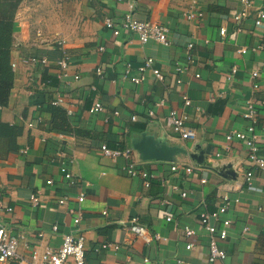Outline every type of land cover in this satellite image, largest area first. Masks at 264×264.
Instances as JSON below:
<instances>
[{"label": "crops", "instance_id": "crops-1", "mask_svg": "<svg viewBox=\"0 0 264 264\" xmlns=\"http://www.w3.org/2000/svg\"><path fill=\"white\" fill-rule=\"evenodd\" d=\"M129 1L137 20L168 28V44L140 41L121 27L128 0H20L15 10L16 68L0 122L21 132L14 149L0 141V222L19 238L22 262L0 264L29 263L34 250L58 249L64 234L84 235L86 264H264V168L248 160L241 141L225 137L232 130L249 134L253 126L264 158V21L260 27L253 22L264 0H249L238 32L233 15L241 0ZM188 12L195 17L188 19ZM242 46L245 53L238 51ZM147 58L161 80L148 70L138 83L121 79L126 64L138 75ZM57 97L61 101L52 104ZM95 102L101 109L90 111ZM248 103L254 122L244 116ZM171 110L186 117L193 138L174 132ZM142 134L180 149L165 160L145 159L134 147ZM102 145L130 148V159L113 162ZM128 160L154 175L149 186L121 169ZM80 192L84 199L78 202ZM222 194L230 203L213 223L220 227L229 220L226 237L215 238L225 257L210 262V236L199 214L217 210ZM31 195L39 197L38 205L31 204ZM134 217L159 238H136L125 228ZM185 226L194 233L186 236ZM188 242L193 249L185 248Z\"/></svg>", "mask_w": 264, "mask_h": 264}, {"label": "built area", "instance_id": "built-area-1", "mask_svg": "<svg viewBox=\"0 0 264 264\" xmlns=\"http://www.w3.org/2000/svg\"><path fill=\"white\" fill-rule=\"evenodd\" d=\"M123 1V0H117ZM242 7L233 15V20L235 23V31H241L243 29V23L248 16V6L250 4L249 0H241ZM128 8L129 11L124 15L123 22L121 27L135 32L140 41H145L148 38H154L155 40L163 43L168 44V28L155 20H147V21H140L134 17L132 12L133 10V3L128 0ZM196 16H200V13H197ZM186 17L188 19L194 18V12H188ZM264 21V10H258L253 17V22L255 26L260 27ZM105 25L108 27H113L112 22L109 19L105 20ZM113 32L116 34L118 30L114 29ZM219 33L221 36H224L226 31L223 27L219 29ZM191 44L188 45V49H190ZM247 48L242 46L238 49L240 53H245ZM252 51L255 48H251ZM59 65L62 69L66 68L67 61L66 57L62 58L59 62ZM12 71L14 72L16 66L14 62H11ZM139 74L132 72L130 64H126L124 71L121 74V79H127L130 82L138 83L142 80V73L146 70L150 71V73L161 80L162 74L160 70L152 65V59L147 58L144 62L139 65L137 68ZM97 74H100L99 68L97 69ZM256 72H252V76H255ZM195 77H199V74L196 73ZM254 88L257 87L256 84L253 85ZM61 101V98L57 97L52 101V104H58ZM161 102H159L160 104ZM183 103L185 105L190 104L189 98L184 95L183 96ZM1 108V106H0ZM101 105L99 102H95L93 106L90 108V111L100 110ZM115 113H117L115 111ZM244 116L255 121V109L252 103H248L246 107V111ZM134 119V116H132ZM169 119L172 124V129L174 132L178 133L181 138H193L194 132L193 130L189 129L185 124V116L179 115L176 110H171L169 112ZM32 122L28 123V126H32ZM249 134L238 130H232L226 134V140L229 141L231 139H237L241 141L246 150H247V158L248 160L258 168H264V158L259 155L258 148L255 143L256 136L253 133V126L248 127ZM22 152H26L25 149L21 150ZM101 151L103 154L110 158L111 161L115 162L118 157H124L126 159H130L131 156V149L124 148V149H110L105 145L101 146ZM121 169L127 173L129 176H140L143 179L144 185L149 186L150 179L154 176L153 174L138 169L135 167V164L128 160L125 165L121 167ZM172 170L177 169V165L171 166ZM63 177L69 181L70 184L74 183V179L72 178L71 174L62 168ZM191 168H185V172L189 173ZM252 173L247 171L245 173V181L250 184V178ZM182 196L185 195L184 192L181 193ZM84 193L80 192L77 196L78 202L83 201ZM31 204L36 206L39 204V197L37 195L30 196ZM66 201V197H62L58 200V203L63 204ZM234 201H237L234 200ZM230 203L229 196L227 194L221 195V204L215 211L211 212H201L199 214V222L203 226V228L207 231L210 236L209 248H208V260L213 262L216 259H223L225 257L224 251L218 249L216 245L215 238L223 240L226 237V227L229 225V220L223 219L220 221L221 226L217 227L213 221L219 220V214L225 212L227 209L228 204ZM103 214L106 211L102 212ZM81 218V214L77 212L74 215V220L78 222ZM171 217L169 215L166 216V220L169 221ZM55 228V227H53ZM125 228L131 232L136 238L140 239L144 243L151 242L153 239H158L159 236L157 234H151L148 229L139 222L138 218L134 217L131 218L126 224ZM194 231L189 228L188 226L184 227V234L189 236L193 234ZM84 242L85 237L82 234H64L62 237V242L58 249H49L45 248L42 252L34 250L30 256V262L25 264H86L85 256H84ZM18 244L19 238L12 236L9 234L8 230L5 228V225L0 222V262H4L6 260H18L22 262L21 256L18 251ZM115 245V244H114ZM117 246V245H115ZM185 248L190 250L194 248V244L188 242L185 244ZM146 261V259L144 260Z\"/></svg>", "mask_w": 264, "mask_h": 264}, {"label": "trees", "instance_id": "trees-1", "mask_svg": "<svg viewBox=\"0 0 264 264\" xmlns=\"http://www.w3.org/2000/svg\"><path fill=\"white\" fill-rule=\"evenodd\" d=\"M19 2L20 0H0V106L7 105L13 86L11 45L12 32L15 29L13 17ZM53 116L56 117L54 112ZM20 132L19 127L0 122V141H6L8 149L16 148V137Z\"/></svg>", "mask_w": 264, "mask_h": 264}, {"label": "water", "instance_id": "water-1", "mask_svg": "<svg viewBox=\"0 0 264 264\" xmlns=\"http://www.w3.org/2000/svg\"><path fill=\"white\" fill-rule=\"evenodd\" d=\"M134 147L143 154L145 159L156 160H165L180 149L177 146H168L162 140H156L145 134H142L141 139L135 142Z\"/></svg>", "mask_w": 264, "mask_h": 264}]
</instances>
